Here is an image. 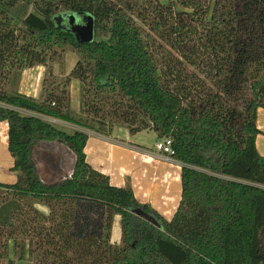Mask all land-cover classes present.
<instances>
[{
  "label": "trees",
  "instance_id": "trees-1",
  "mask_svg": "<svg viewBox=\"0 0 264 264\" xmlns=\"http://www.w3.org/2000/svg\"><path fill=\"white\" fill-rule=\"evenodd\" d=\"M63 11L90 15L94 38L80 41L57 25L52 17ZM55 45L77 53L61 79L50 73ZM36 65L48 72L40 100L4 88ZM71 79L79 81V113L70 109ZM258 108L264 0H0V122L16 175L0 182V263L12 264L11 248L32 264H264ZM41 116L105 135L122 125L169 137L181 164L173 216L90 166L87 133ZM39 141L72 150L70 178L39 179Z\"/></svg>",
  "mask_w": 264,
  "mask_h": 264
},
{
  "label": "crops",
  "instance_id": "crops-1",
  "mask_svg": "<svg viewBox=\"0 0 264 264\" xmlns=\"http://www.w3.org/2000/svg\"><path fill=\"white\" fill-rule=\"evenodd\" d=\"M46 70V67L42 65L23 69L20 82L15 91L33 97L36 100H40L42 97V80L47 72ZM51 72L52 75L57 77L66 76L59 72L55 64L52 65ZM77 90L78 102H76L75 99L73 102L70 100V109L73 113H79V86L78 89L76 88V93ZM19 111L24 114L34 115V113L29 111ZM41 117L44 119L46 116ZM55 120L64 124L71 132L80 130L87 133L88 140L84 147L86 162L94 169L107 175L111 185L131 189L134 197L140 203H148L164 219L169 220L173 216L179 204L181 193V164L178 161L172 157L165 156L157 150L149 149L137 142H133L131 137L136 136L140 132L133 134L129 131L131 136L125 137L123 133L115 134L114 127L111 134L105 135L63 120ZM256 125L260 130V133L256 136V148L259 154L264 157V108H258L257 110ZM1 129L5 131L6 137L4 140L6 144V121L0 122V130ZM118 135L124 138H120ZM161 139L162 137H158L155 141V147L156 143ZM3 154L6 155L5 152ZM11 158L12 157H7L6 159L9 168L13 164ZM65 161L66 159L64 158L63 160L62 158V164H65ZM45 170V167L43 171H40V169L38 170L41 179H45L42 178L41 173L45 172ZM114 223L113 231L116 232L113 233L112 231L113 240H115L117 233L119 234L118 217L114 218Z\"/></svg>",
  "mask_w": 264,
  "mask_h": 264
},
{
  "label": "rangeland",
  "instance_id": "rangeland-1",
  "mask_svg": "<svg viewBox=\"0 0 264 264\" xmlns=\"http://www.w3.org/2000/svg\"><path fill=\"white\" fill-rule=\"evenodd\" d=\"M162 3H166L167 0H159ZM19 9V8H18ZM20 10V9H19ZM32 9L29 6L27 8V12H30ZM16 13H18V10H15ZM20 13V12H19ZM91 18L90 15L85 14V13H75V12H71V11H63V12H59L55 15H53V20L56 22L57 25L61 26L62 28L69 30V31H74L78 30L76 28L79 27V31H77V37L78 39H83L81 32H82V26H85V23H82L81 21L84 22V18ZM81 25V26H80ZM51 53H54V59L55 62V66L58 68L59 72L63 75H68V73L70 72V70L72 69V67L74 66L76 60H77V53L72 50L69 46H61V45H55L52 46L51 52L49 53V55H51ZM52 67V66H51ZM47 69V68H46ZM47 71V70H46ZM50 73L52 74V72L50 71ZM21 75H22V71L19 74V77H15L11 80L10 84H6L4 86V88L8 91V92H14L20 82L21 79ZM48 76V72H46L45 76ZM57 77V76H54ZM58 79H61L62 77L58 76ZM79 86V81L77 79H71L70 83H69V92H70V100L73 102V100L75 99L76 102H78V90L76 93V88L78 89ZM45 120L51 122L54 126L65 130L67 132H71V130L69 128H67L64 124L59 123V121L55 120V118H51V117H45ZM115 134H121L123 133V135L126 136H131V133L129 132L128 128H126L125 126L122 125H115ZM113 127V128H114ZM136 134V133H134ZM133 135V134H132ZM120 138H124L121 135H118ZM5 131L4 130H0V182L2 183H13L16 181V175L14 172H12L9 168V164L7 163V157H11L8 150H7V143L5 144ZM158 139V135L157 133L152 130V129H146L143 131H140V133H138L136 136H132L131 140L133 142H137L143 146L148 147L149 149H153V150H157L155 147V141ZM158 151V150H157ZM6 153V155H4L3 153ZM12 159V158H11ZM13 160V159H12ZM36 163L39 164V159H36ZM40 171L44 170V167H40L39 168ZM42 173V178H45V174H46V170L45 172H41ZM45 173V174H44ZM41 209H44L43 207H41ZM115 224V223H114ZM117 229V228H116ZM116 231H113V233H115ZM115 235V234H114ZM263 242H264V234H263ZM115 242L119 241V234L117 233V236L115 237V240H113ZM9 258L12 262V264H32L31 261L27 260V259H19L16 256L14 257L12 255V250L11 248H9ZM0 264H8V260H2V262Z\"/></svg>",
  "mask_w": 264,
  "mask_h": 264
},
{
  "label": "water",
  "instance_id": "water-1",
  "mask_svg": "<svg viewBox=\"0 0 264 264\" xmlns=\"http://www.w3.org/2000/svg\"><path fill=\"white\" fill-rule=\"evenodd\" d=\"M81 22L85 23V26H82L83 28L81 32L83 39L80 40L77 37L79 27L76 28L78 30L72 32L80 41L92 40L95 36L92 19L85 17L84 22ZM62 158L63 160L64 158L66 159L65 164H62ZM36 159H39V164L36 163ZM32 160L35 162L37 173L39 168L42 166L46 169L45 179H41L38 174L39 179L45 184H55L71 177L76 163V156L69 147L65 146L61 142L39 141L32 149Z\"/></svg>",
  "mask_w": 264,
  "mask_h": 264
},
{
  "label": "built area",
  "instance_id": "built-area-1",
  "mask_svg": "<svg viewBox=\"0 0 264 264\" xmlns=\"http://www.w3.org/2000/svg\"><path fill=\"white\" fill-rule=\"evenodd\" d=\"M156 149L167 157L173 154L172 141L169 137H163L156 143Z\"/></svg>",
  "mask_w": 264,
  "mask_h": 264
}]
</instances>
